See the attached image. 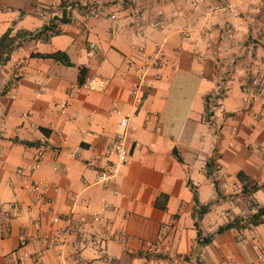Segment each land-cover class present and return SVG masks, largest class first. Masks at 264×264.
<instances>
[{"label":"crops","instance_id":"obj_1","mask_svg":"<svg viewBox=\"0 0 264 264\" xmlns=\"http://www.w3.org/2000/svg\"><path fill=\"white\" fill-rule=\"evenodd\" d=\"M65 1L0 0V36L37 31L62 11L69 19L58 35L23 41L0 67V264H264L253 250L264 248V222L216 234L255 212L249 200L264 207V187L242 194L264 183L255 87L264 0ZM140 49L160 63L133 108ZM58 51L73 67L33 56ZM80 67L105 88L70 91ZM218 93L205 119L204 99ZM125 115L129 162L100 182L98 160ZM198 232L210 242L200 245Z\"/></svg>","mask_w":264,"mask_h":264},{"label":"built area","instance_id":"obj_2","mask_svg":"<svg viewBox=\"0 0 264 264\" xmlns=\"http://www.w3.org/2000/svg\"><path fill=\"white\" fill-rule=\"evenodd\" d=\"M215 9H219V7H216ZM136 16H138V11L135 12V18ZM109 18L115 19V15L111 14ZM94 48L95 46L91 44L89 55H93ZM140 53L142 55V62H131V64L137 71L135 83L129 93L131 105L133 106V108L138 107L143 99L144 90L149 83L148 72L151 69L159 67L160 63V58L158 55H155L154 57H144L141 49ZM262 64L264 68V62ZM20 76L21 72L15 71L11 75V81L16 82L20 78ZM256 87L259 88L260 92L264 96V70L263 73L260 74L258 77V83L256 84ZM79 88H83L86 91H102L105 88V82L101 79L89 78L86 79L83 83H78L75 87L70 88V91ZM220 100L221 98L218 100V102H216V104L210 103V109L213 110V108L220 103ZM244 100L248 99L245 98ZM254 117L255 119H257L258 116L254 115ZM129 119L130 115H125L120 119L118 123L119 130L115 134V137L110 143V145L105 149L104 154L98 160L99 162L96 166V169L98 174V180L100 182H108L115 178L120 173L121 169L129 162L130 154L127 147V127ZM42 156L43 151H39L37 154V160L41 159ZM28 190L33 198L34 203L39 201L40 193L38 191L37 184L33 182L30 183ZM51 220L52 222H57L59 218L53 217ZM64 220L66 221L67 217ZM35 227H38L37 222L35 223ZM25 242L26 241L24 238L21 239L19 243L20 248L25 247ZM253 250L257 253V259L260 261L263 260L264 248H262L258 244H254ZM20 260H22V257H20Z\"/></svg>","mask_w":264,"mask_h":264},{"label":"trees","instance_id":"obj_3","mask_svg":"<svg viewBox=\"0 0 264 264\" xmlns=\"http://www.w3.org/2000/svg\"><path fill=\"white\" fill-rule=\"evenodd\" d=\"M71 3L66 2L65 0H61L60 6L61 7H69ZM69 23V19L66 18L65 11H62L60 17L52 18L48 24L42 26L39 30L34 32H27V31H17L12 35V29L7 30L4 34L0 36V66H4L10 59L11 54L22 44L23 41L31 40V39H41L45 40L49 36L58 35L61 33L60 25H64ZM34 57L42 58V59H51L55 62L60 63L66 67H73V64L69 61L68 57L63 52H55L51 54H35ZM86 74V68L80 67L78 70V82L83 83ZM254 80V79H253ZM256 87V85H255ZM257 89V87H256ZM221 93H218L213 96H206L204 99V109H205V119H209L212 115V111L209 107L210 103L216 104L218 100L221 98ZM217 106V105H216ZM30 145V143H28ZM214 158L210 159L206 162L205 168L206 170H211L213 167ZM208 174V173H207ZM240 179V176L238 177ZM215 188L217 190V184L214 183ZM264 187V183L261 185L254 184L249 188L243 186L242 194L247 195L253 193ZM195 203L197 204L196 196L194 195ZM249 206L255 209V212L248 217H239L233 218L229 220L226 224L218 227L216 230V234H221L228 230H240V229H247L256 227L264 222V207L258 206L253 201L249 200ZM208 210V206H201L198 210V215L204 214ZM197 225L195 224V227ZM211 238H203L200 239V232L197 233V242L200 245H206L210 242Z\"/></svg>","mask_w":264,"mask_h":264},{"label":"rangeland","instance_id":"obj_4","mask_svg":"<svg viewBox=\"0 0 264 264\" xmlns=\"http://www.w3.org/2000/svg\"><path fill=\"white\" fill-rule=\"evenodd\" d=\"M78 70H79V68L77 69H71V71H73V73L76 75V77H77V75H78Z\"/></svg>","mask_w":264,"mask_h":264}]
</instances>
